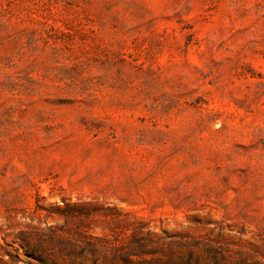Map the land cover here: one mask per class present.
Masks as SVG:
<instances>
[{
	"label": "rangeland",
	"instance_id": "374dc122",
	"mask_svg": "<svg viewBox=\"0 0 264 264\" xmlns=\"http://www.w3.org/2000/svg\"><path fill=\"white\" fill-rule=\"evenodd\" d=\"M0 264H264V0H0Z\"/></svg>",
	"mask_w": 264,
	"mask_h": 264
}]
</instances>
